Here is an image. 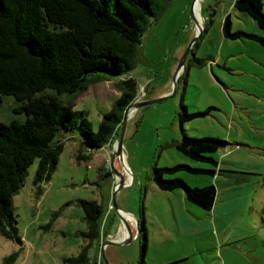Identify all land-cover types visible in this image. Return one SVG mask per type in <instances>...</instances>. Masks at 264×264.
<instances>
[{
	"label": "rangeland",
	"instance_id": "374dc122",
	"mask_svg": "<svg viewBox=\"0 0 264 264\" xmlns=\"http://www.w3.org/2000/svg\"><path fill=\"white\" fill-rule=\"evenodd\" d=\"M192 1L172 0L147 27L133 69L122 75H106L107 79L91 84L72 99L73 108L86 112L95 131L103 113L112 109L121 93L119 80L130 76L136 80V102L170 93L162 101L129 111L122 159L112 162L114 143L86 149L77 128L60 133L64 147L56 169L42 184V192L37 193L33 184L36 158L28 167L23 186L13 196L22 243L0 235V264L12 252L18 253L14 264H68L63 259L77 254L84 243L81 232L86 225L79 199L102 204L101 227L107 235L102 240H116L112 236L119 234L117 225H122L112 205L117 173L124 177L115 195L119 208L132 213L136 220L141 208L143 211L148 239L146 264L148 254L156 260L184 250L196 251L200 264H264V47L245 36L225 37L222 25L229 15L232 31L264 35V30L251 16L235 9L236 0H197L199 18L195 13L193 17ZM189 45L190 53L173 90L178 61ZM181 100L189 112L212 107L207 115L185 122L184 130L191 137L229 141L230 145L213 155L232 162L221 163V169L229 172L214 177L187 172L174 175L201 181L198 186L188 183L190 186L213 184L217 189L211 211L187 202V220L179 217L178 226L167 209L171 200L186 204L183 191L159 189L150 177L152 164L209 166L187 158L173 146L181 136L177 118ZM13 102L11 96L1 98L0 120L11 115ZM79 149L91 158L77 160ZM157 207H161L160 212ZM162 209L167 214L162 215ZM155 218L163 231L153 227ZM101 243L97 249H90L91 257L94 252L99 257L97 264H105ZM104 255L109 264L108 255L117 257L112 264H138L139 243L133 236L126 244H107Z\"/></svg>",
	"mask_w": 264,
	"mask_h": 264
},
{
	"label": "trees",
	"instance_id": "16d2710c",
	"mask_svg": "<svg viewBox=\"0 0 264 264\" xmlns=\"http://www.w3.org/2000/svg\"><path fill=\"white\" fill-rule=\"evenodd\" d=\"M172 0H0V102L14 99L11 115L0 120V235L22 243L13 196L23 186L28 167L37 158L33 184L37 193L56 169L64 147L60 133L77 128L86 149L113 143L124 108L137 95V82L127 77L117 82L120 95L110 111L103 113L97 129H92L84 110H75L72 99L91 84L122 75L136 65L141 36L158 19ZM236 10L251 16L264 30L262 0H236ZM225 37H248L264 47V35L232 31L231 19L223 21ZM182 73L178 81L182 77ZM212 107L189 112L181 100L177 118L181 136L173 146L187 158L208 167L175 164L151 166V180L161 190L181 189L187 202L211 211L217 197L213 184L190 186L181 172L214 177L226 173L218 167L216 153L231 143L218 137L189 136L185 122L207 115ZM77 160L90 154L78 150ZM264 176V175H263ZM84 211V243L77 254L65 257L68 264H97L90 256L93 243L100 241L103 206L95 200L79 199ZM138 220V264H146L147 228L140 209ZM12 252L2 264H14Z\"/></svg>",
	"mask_w": 264,
	"mask_h": 264
},
{
	"label": "crops",
	"instance_id": "0c3cea01",
	"mask_svg": "<svg viewBox=\"0 0 264 264\" xmlns=\"http://www.w3.org/2000/svg\"><path fill=\"white\" fill-rule=\"evenodd\" d=\"M232 160H224L222 157H218V167L221 168L222 167V164L221 163H231ZM221 173H216V175H220ZM181 178H183L187 183H190L193 182L195 183V185H197L196 183H200L201 181L199 179H193V178H186L182 175H179ZM208 182V181H207ZM198 186V185H197ZM183 198H184V194H183ZM185 200V198H184ZM185 203H182V202H179V201H174V200H171L169 202V206H168V211H172V216L173 218L175 219L176 221V225L179 226V217L183 220V221H186L187 220V216L185 214V211H184V206L186 207L187 206V201L185 200ZM189 203V202H188ZM228 203H226L227 205ZM183 205V206H182ZM155 210L157 212H160L161 210V207H157L155 208ZM167 210L165 209H162V215H165L167 214ZM122 211V220L124 222H126L129 227L131 228L132 232L134 233V237L135 235L138 233V220H140V217L138 220L135 219L134 215L128 211ZM123 214H129L133 217V221L131 220H128ZM169 214V213H168ZM170 216V215H169ZM145 219V218H144ZM157 218L154 219V228H158L160 229L161 231L164 230V227L161 225V223H159ZM158 225V227H157ZM117 229H118V233L117 236H112L114 237V239L116 240H121L125 237L126 235V231H125V228L122 227L121 224L117 225ZM107 235H103L101 240L100 241H96L93 243V246L92 247H95L96 249L99 247L100 245V242L102 241L103 238H105ZM121 237V238H119ZM136 239V238H135ZM146 257H147V251H146ZM145 257V259H146ZM92 258L94 260H96V263H99V257L97 256V253L94 252V254L92 255ZM108 259L110 261V263H116V259L117 257L115 255H108ZM152 263V264H200L202 263V260L200 259L199 255L197 254V252L195 251H189V250H184L182 251L181 253L179 254H176V255H166V256H161L160 258L156 259V260H152L151 259V256L148 254V260H147V264L149 263Z\"/></svg>",
	"mask_w": 264,
	"mask_h": 264
},
{
	"label": "water",
	"instance_id": "95a60500",
	"mask_svg": "<svg viewBox=\"0 0 264 264\" xmlns=\"http://www.w3.org/2000/svg\"><path fill=\"white\" fill-rule=\"evenodd\" d=\"M197 0H193L192 1V11H193V8H194V4H196ZM193 14V17H194V11L192 12ZM198 27H199V24H197ZM190 50H191V45L188 46V48L185 50V52L183 53L182 57L180 58V60L178 61V64H177V67H176V70H175V74H174V89L176 88V85H177V75L180 73V71L183 69V66H184V63H185V60L188 56V54L190 53ZM170 94V93H168ZM168 94L164 95V96H159V97H156V98H153V99H149V100H144V101H140V102H136V101H132L130 102L123 110V114H122V119H121V122H120V127L118 129V132L116 134V137H115V140H114V148L112 150V162L114 161L115 158H120L122 159V142H123V134H124V128H125V123H126V119L128 117V113L129 111L133 108V107H137V106H140V105H149V104H153V103H156L158 101H162L164 100ZM117 177L119 178V180H117V182L115 183V186H114V190L112 192V205H113V208L115 210V212L120 216V218L122 219V211L121 209L119 208L117 202H116V198H115V195H116V191L118 189V187H120V184L123 183L124 181V177L122 174H118L117 173ZM122 225L123 227L125 228V231H126V235L123 239L121 240H113V241H106V240H102V243H101V257L103 258L105 264H109L108 261L106 260L105 258V255H104V247L107 245V244H113V245H122V244H126L128 242H131L132 239H133V236H134V233L132 232L131 228L129 227V225L124 222L122 220Z\"/></svg>",
	"mask_w": 264,
	"mask_h": 264
},
{
	"label": "bare ground",
	"instance_id": "6f19581e",
	"mask_svg": "<svg viewBox=\"0 0 264 264\" xmlns=\"http://www.w3.org/2000/svg\"><path fill=\"white\" fill-rule=\"evenodd\" d=\"M194 8H195V15L197 16V18H199V12H198V3H196L195 5H194ZM126 174V173H125ZM128 175V174H127ZM128 176H130V175H128ZM126 179H127V177H126ZM130 180V179H129ZM129 182V181H128ZM128 220H131V221H133V217L131 216V215H129V214H123ZM119 238H121V237H119Z\"/></svg>",
	"mask_w": 264,
	"mask_h": 264
},
{
	"label": "flooded vegetation",
	"instance_id": "af4514ba",
	"mask_svg": "<svg viewBox=\"0 0 264 264\" xmlns=\"http://www.w3.org/2000/svg\"><path fill=\"white\" fill-rule=\"evenodd\" d=\"M138 233L135 235V238L137 237Z\"/></svg>",
	"mask_w": 264,
	"mask_h": 264
}]
</instances>
